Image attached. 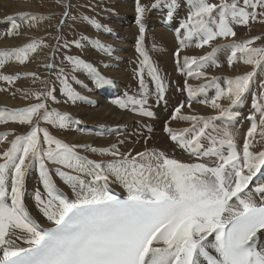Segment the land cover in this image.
<instances>
[{
	"label": "snow or ice",
	"instance_id": "6c2138e0",
	"mask_svg": "<svg viewBox=\"0 0 264 264\" xmlns=\"http://www.w3.org/2000/svg\"><path fill=\"white\" fill-rule=\"evenodd\" d=\"M57 3L64 7L63 16L69 17L71 4L68 0H57ZM189 3L191 11L176 31L179 34L181 28L185 29V39L198 37L197 47L208 45L217 37H235L233 25H248L258 18L264 23V0H219L218 4L209 0H189ZM161 4L168 7L171 18L176 0H155L150 7ZM147 10L148 6L141 0H135L139 29L135 48L142 57L139 84L143 97H128L127 101L116 100L114 103L121 108H127L130 103L133 111L152 117L154 113L144 106L148 95L143 79L144 66L155 81L158 100L164 98L165 85L144 48ZM18 16L25 21L38 19L37 14L30 12ZM6 19L11 21L6 35H19L20 24L16 23V18L9 16ZM39 19L45 17L39 16ZM64 22L61 20L60 24ZM92 23L96 24L94 20ZM96 27L100 25L96 24ZM258 39L260 37L241 43L233 41L218 45L204 56L183 58L190 76L193 75L192 66L200 69L209 62L215 64L219 48H231L227 58L229 66L238 52L244 54L240 58L245 64L254 66L243 75L225 78L226 88L215 83L218 77L211 78V83L216 86L211 105L220 109L218 116L180 115L184 107L181 104L176 107L172 119L193 121V126L176 131L165 123L164 131L170 139L189 152L202 150L201 138L207 136L213 146L203 150L202 154L216 157L214 166L184 163L156 149H145L133 156L121 154L114 144L108 148L70 145L39 125L43 120L66 128L72 122L68 113L50 111L44 102L21 108L0 107V123L11 120L30 129L26 134L16 135L10 146L0 152V264H264V186L254 190L259 194V200L252 191H246L257 173L264 169V150H251L258 131L256 116L250 117L252 123L242 151L237 150L229 131L224 130L222 137L206 132L212 127L210 121L233 115L230 108L248 91L256 70L264 69V46H251ZM40 43L33 40L22 47L0 50V69L11 59L23 64ZM71 43L81 46L80 41ZM95 43L103 51L112 47L99 40ZM180 43L183 47L185 41ZM68 46L69 42H66L64 47ZM176 57L179 64V48ZM64 59L72 65V72L85 70L97 84L111 83L91 63L73 56ZM45 66L55 67L53 64ZM20 75L0 73V80L12 84ZM23 75L35 76V73ZM195 75L199 78L206 73L197 70ZM57 78L68 100L75 102L82 98L69 83V75L63 68ZM259 87L260 95L264 96V81ZM185 88L189 100L205 90L203 85L193 88L187 82ZM54 91L50 89L34 95L38 100L41 96L55 100ZM222 97L230 101L228 107L218 103ZM254 107L260 113L259 135L264 138V104L254 102ZM197 122L203 124L198 130ZM7 136L8 133H0V139ZM224 145L229 149L226 154L222 150ZM78 147L109 154L114 159L89 160L76 151ZM45 160L61 166L55 172L71 187L74 199L59 192ZM34 161L39 162L40 182L44 188V194L39 189L35 191L34 201L43 217L51 222L47 228H41L24 202L26 173ZM64 168L71 171H64ZM109 175L126 189V199L112 193ZM13 237L28 246H17Z\"/></svg>",
	"mask_w": 264,
	"mask_h": 264
},
{
	"label": "rangeland",
	"instance_id": "374dc122",
	"mask_svg": "<svg viewBox=\"0 0 264 264\" xmlns=\"http://www.w3.org/2000/svg\"><path fill=\"white\" fill-rule=\"evenodd\" d=\"M8 1H25L29 3V6L26 9L21 11L18 10L20 12L7 13V17H9V14H11V16H15L16 20H21V18L18 16L19 13L30 12L33 14H37L38 19L34 22L35 26H32L33 32H37V35L35 38L31 37L30 40L41 41L42 43L39 44L35 52H30L28 54V59L23 63V65L18 66L13 73L6 74L16 75L17 73H20L21 75L12 84L5 85L4 88L7 87L10 94H14V91H17L20 97L26 103H28V106L34 103L44 102L48 110H57L60 113H63V110L65 108H74L75 104H80L81 107L85 110L91 107L90 100H93L94 97L92 94H90L89 98H87V96L85 95L87 86L85 85L84 81H87L89 82V84H91V86L97 87L96 92L98 94L102 92L100 96L102 98V103H99V101H97V103H99V106L103 107L105 105V102L107 101V108L118 112L127 120V122L124 124L126 134L122 135H119L114 131L115 123L104 122L102 110V116L98 117V119L92 124H85V118H82V116L80 119L79 116L70 115L72 122L66 128H60L57 125L53 124H50L49 126V123L43 120L39 121V125L41 128H47L52 136L63 140L70 145H81L75 144V142L68 141L66 138H63L62 135H67L68 137H71L73 135L77 139L82 138V133H86L84 131L85 126L92 125L95 127V133H98L99 140L101 141L100 144L98 143V141H96V144L94 145V147L96 148H107L105 141L108 140L112 143H115L116 145L120 144L122 141L131 143L132 145L137 144L136 142H138L142 147V150L138 152H143L145 149L158 150L155 144H148L152 137L158 138L160 135V133H158V130L157 134L156 132L149 131V122L147 119H152L153 116L151 118L141 115L139 112L133 111V105L130 103L127 108H121L117 103H114V101L119 99L127 101L128 97H135L137 99L143 97V93L139 84V70L141 67L140 61L142 60V57L139 55L135 48L136 40L139 35L138 25L136 24L135 0H68V2L71 4L69 17L63 16L64 7L61 4H58L57 0ZM154 2L155 0H141L142 4L148 6V10L146 11L144 18V48L149 55L151 64L157 69V72L161 76L165 85L164 98L158 100L155 81H153L151 76L149 75L148 67L146 65L144 66L143 79L148 88L147 104L144 106L151 110L153 113L155 111L157 112V110L161 107H164L163 104L168 103V101L172 100V98L179 104V106L181 104L186 106V102L181 103L179 101V99L183 97V90L184 96L186 98L188 97V95H185V92H187V89L185 88V82H187V84L189 85L191 84L193 88L199 87L201 85H203L205 88L203 92H198L194 97L191 98V100H189L188 98V100L190 101V105H207L211 102L212 98L210 100L209 96L206 95V93L209 92L210 88H213L216 91L215 84L211 83L212 77H218L219 79L215 83L219 84L220 87L226 88L227 83L225 78L238 76L239 74L234 73L238 68H242L241 75L253 70L254 66L245 64L243 59L240 58L244 54L239 52L237 53V58L233 61V64L229 66L227 58L231 54V48H219L215 54V64L209 62L205 67L200 69H197L196 66H192L193 75L191 76L187 74L188 69L184 66L183 58L185 56L201 57L211 52L212 49L217 47L218 45L228 44L233 41H235L236 43H241L253 37H260V39L254 40L253 44L251 45L252 47L264 46V23H261L259 18L256 21H250L248 25H233L234 31L236 32L235 37H222V39L220 40L215 39L216 43L214 44L210 42V44L208 45H211V48L205 52L197 49V44L199 43L198 37L193 36L191 39H185V29L181 28L179 34L176 31L178 28H180L181 22L187 18L189 12L191 11L189 0H176V6L172 9L173 14L171 18H169L168 16L169 9L165 6V4H161L156 8L150 7ZM209 2L218 4L219 0H209ZM0 8H2L1 5ZM60 15L61 17L58 21L64 20L65 22L62 25L59 22V26H57V29L55 28L56 24L54 23L57 22L56 20ZM39 16H44L45 19L41 20L39 19ZM85 17H88V19H84ZM93 20L96 22V24L100 25V27H96V24L92 23ZM6 21H8V25L6 27L8 28L10 25V21ZM108 29H111V31H108ZM1 30L2 29L0 27V31ZM30 40L17 45V47H22L24 44L31 42ZM97 40H99L106 46L111 45V49L109 51L101 50L96 46L95 42ZM114 40L122 41L125 46H116L114 44ZM181 40L185 41L183 47H181ZM72 41H80L81 46L77 47L75 43H71ZM66 42H69V46L67 48L64 47V44ZM178 48L180 49L179 64L177 63L176 57V50ZM204 49L207 48L205 47ZM188 50H191V53H188ZM157 53L165 55L163 58L165 61L159 60ZM114 55L119 56L120 63L118 65L117 63L113 62L114 60H116L112 57ZM65 56L79 57L86 62L91 63L97 69L101 76L110 81H113V84L115 86H113L111 83L97 84L93 76L85 70L72 72V65L64 59ZM109 63L112 64L111 68L113 70L111 71H108L106 67L103 68V66L109 65ZM47 64H53L55 67L50 69L45 66ZM5 65H8V61ZM100 67L103 69H101ZM61 68H63L65 73L69 75V83L72 85L73 89L76 92L77 90L79 91L81 89L79 93L80 97H82L81 99H77L75 102H73L71 100H68L64 93L61 91L62 84L61 81L57 78V73ZM197 70L206 73V75L197 78L195 75ZM115 71H120L122 73V77L118 79L109 77V75L115 73ZM256 71L257 74L254 76L252 82L250 83L248 91L241 97V100L237 105H234L230 108V111L233 113V115L230 117H224L210 121L212 127H209V129L206 130L209 135L219 136L221 133H223L224 130L232 131V124H238V121L241 120L242 125L239 134L241 135L240 139H242V147L243 142L247 136L248 129L250 128L249 124L252 122L250 117L252 115H255L256 122L258 124V131L254 140L259 141L260 146L264 148V138H261L259 135L260 113L257 112L254 107V102L264 104V96L260 95L261 89L259 87L260 83L264 81V69H257ZM24 73H35V76H26L23 75ZM72 76H75L74 80L71 79ZM194 83H196L197 85ZM50 89H55V100H52L51 97L45 96H41L38 100L34 95V93H43L47 92ZM119 94H121V97H119ZM201 95H203V97H201ZM223 100L227 102H224ZM218 103L221 105L224 104V107H228L230 101L222 97L218 101ZM2 105L4 104H0V107H5ZM26 106L27 105H25V107ZM208 108L209 107L205 108V110L203 111H194L193 115L202 117H213L219 115L220 110H218L217 108ZM197 110L199 109L197 108ZM167 111L168 110L163 112L165 114H168ZM76 121H79V123H77ZM193 123L194 122L192 121L191 127L193 126ZM23 126L25 127L23 132L25 131L26 134L27 131L30 130L29 126ZM202 126V122H197L196 130ZM185 128L186 127H184L183 125L181 126V130ZM72 129L76 132H71ZM23 132H17V130L14 129V133L16 135H21ZM0 133H6V130L3 128V126H1V123ZM40 135L42 137V133ZM187 136L189 138L190 134H188ZM14 137L15 135L12 134L10 135L9 139H0V152L4 151L10 146V141L14 139ZM233 141L236 144L237 148H239V145L235 142L234 139ZM200 142L203 146V149L199 152H196L197 155H195L193 152H190L191 155L194 154L193 157L196 160L191 159V157L189 156L190 154L187 152L188 150L179 147L182 151L181 155L183 157L188 156L190 158L189 161L181 160V162H210L211 164H215L217 159L216 157L204 156L202 154L203 150H206L213 146L211 141L205 136L201 138ZM174 143L176 144V142ZM117 147L118 146H116V148ZM119 148H117L116 150H118ZM227 148L224 149L227 150ZM224 149L222 150L224 151ZM86 150H89L90 153H88V155L90 154L89 156H91V150ZM76 151L81 152L80 154H82L83 156L85 155V150L81 151L77 148ZM175 151H178L177 148H174L173 146L169 147L166 144L165 151L163 152L167 156H169L172 153L177 154ZM169 157L174 158L171 156ZM208 159L211 161H209ZM91 160H95V158L91 156ZM45 164L50 169V174L56 187L69 192L71 187L55 172V169L61 166L47 160H45ZM63 170L67 171L68 169L64 168ZM255 179L256 181H258L259 177L255 176ZM30 188L32 190H30ZM37 189H41L40 191L44 190L43 185L40 182L39 162L34 161L33 165L26 173L25 191L30 190L35 192Z\"/></svg>",
	"mask_w": 264,
	"mask_h": 264
},
{
	"label": "bare ground",
	"instance_id": "6f19581e",
	"mask_svg": "<svg viewBox=\"0 0 264 264\" xmlns=\"http://www.w3.org/2000/svg\"><path fill=\"white\" fill-rule=\"evenodd\" d=\"M0 5L2 7V8H0V27L2 29L0 31V50L18 48L17 45H19V44H21V43H23L25 41H29L31 37H33V38L36 37L37 32H33V27L31 26L34 22L25 21L23 19H21V20L17 19L16 20V23L20 24V28L18 29V31L20 33L19 35H12V36L6 35V32L11 28V21H10L9 27L6 28L7 25H8V21H6L7 20L6 19L7 18V13L20 12L21 10L26 9L29 6V3L25 2V1L0 0ZM3 10H5V11H3ZM18 10H20V11H18ZM9 15L11 16V14H9ZM61 15L56 20L57 22L54 23V24H56L55 28H57V29H58L57 26H59V22H60L58 20H60ZM4 20H5V22H4ZM4 28H6V29H4ZM216 39L220 40V39H222V37H217ZM212 43L215 44L216 40H213ZM114 44L116 46H119V47H124L125 46V44L122 43V41H120V40H114ZM205 47L207 49H204ZM50 48H51V46H50ZM210 48H211V45H205L203 47H197V49H199L200 51H205V52L208 51ZM50 50H49V53H50ZM117 51H119V50H117ZM188 53H191V50H188ZM157 56H158L159 60L165 61L163 59L165 55L157 53ZM112 57L116 59L113 62L117 63V65H118L120 63L119 56L118 55H114ZM109 60H111V59H109ZM21 65H23V64L19 63L15 59L8 60V65H4V67L2 69H0V73H2V74H11V73H13L16 70V68L18 66H21ZM111 65L112 64L109 63V65L103 66V68L106 67V69L108 71H111V70H113L111 68ZM103 68H101V69H103ZM241 69L242 68H238L234 73H237V74L241 75L242 74ZM109 77H113L114 79H118V78L122 77V73L120 71H115V73L109 75ZM84 83L87 86V89H86V92H85V95L87 96V98H89L90 94H92L93 97H94L93 100H90L91 107L89 109L85 110V109H83L81 107L80 104H75L74 108H65L63 110V113H68L69 115L79 116L80 119H81V116H82V118L83 117L85 118L84 119V121L86 122L85 124H87V123H91L92 124L93 122H95L98 119V117H101L103 115L104 116V118H103L104 122L115 123V128H114L115 132H117L119 135L126 134V130L124 128V124L127 122L126 118L122 117V115H120L118 112H115V111L107 108L106 107L107 106L106 105L107 101L105 102V105L103 107L99 106V103H102V98L100 97L102 92L100 94H98L96 92L97 91L96 90V88H97L96 86L95 87L91 86V84H89V82H87V81H84ZM111 84L113 86H115L113 84V81H111ZM194 84H196V83H194ZM5 85H8V83L6 81H0V104H4L2 106L8 107V108H21V107H25V105L28 106V103H26L20 97V95H19V93L17 91H14V94H10L9 93V89L7 87L4 88ZM80 91H81V89L79 91L77 90L78 93H80ZM215 92H216L215 89L210 88L209 92H207L206 95H208L209 99L211 100V98L213 99V97L215 96V94H216ZM182 93H183V97L181 99H179V101L181 103L182 102H186V106L184 105V107L181 108L180 115H193L194 111H203L207 107H209V108L212 107L211 106V102L208 103L207 105H196V104H194V105L189 106L188 105V102L190 103V101L188 100L189 96L187 98L184 96V90L182 91ZM185 95H188V92H185ZM119 97H121V94H119ZM201 97H203V95H201ZM203 100H204V98H203ZM97 101H99V103H97ZM224 102H227V101H224ZM163 105H164V107H161V108L159 107L160 109H158L157 112L156 111L154 112L153 118L151 117L152 119H149V118L147 119L148 122H149V128H151V131L152 132H156V134H157V130H158V133H160L158 138L152 137V139L149 141L148 144H155L159 151H162V150L165 151V145L166 144L169 147L173 146L174 148H177L178 151L177 152L175 151L177 154H173L172 153L169 156L174 157V159H177V160H180V161L181 160L182 161L183 160L189 161L190 158L188 156H184L183 157L181 155L182 151L179 148L180 146L177 144V142L175 144L174 143L175 141L173 142L170 139L169 134L164 131V127H165V123H167V125L169 127H171L172 129H174L176 131H180L182 125L184 127H186V128H191L192 121L182 120V119H172L173 112L175 111L176 107L179 106V104L173 98H172V100L168 101V103L163 104ZM197 108L199 110H197ZM101 110L103 111L102 115H101ZM166 110H168L167 111L168 114L164 113ZM218 110H220V109H218ZM42 112H43V110H41V113ZM34 123H35V118H34ZM251 123L249 124V127H251ZM241 125H242V121L239 120L238 124H232L231 128H233V130L229 131L232 134V138L239 145V148H237L238 151H242V147H241V140L242 139H240L241 135L239 134V131L241 129ZM1 126H3V128L6 130V133H8L7 139H9L10 135H12V134L16 136V134L14 133V129H16L17 132H19V131L23 132V130L25 129V127L23 125L19 124L18 122L11 121V120H9L6 123H1ZM49 126H50V124H49ZM89 126L88 125L85 126L84 131L86 133H82V136H83L82 138H78L77 139L73 135L71 137H68L67 135H62V137L66 138L68 141L75 142V144L91 145L92 147H94V145L96 144V141H98L99 144L101 143V141L99 140L98 133H95V130H94L95 127L92 126V125H89ZM219 129H221V128H219ZM72 131H75V130L72 129L71 132ZM22 134H25V131ZM219 136L222 137V133ZM189 138H191V136ZM206 138H207V136H206ZM105 143H106V147L107 148L110 147L113 144L116 145L115 143H112V142H110L108 140L105 141ZM136 143L137 144L132 145L131 143H128L126 141H122L120 144H118L116 146H118L117 148L120 147L118 149V151L121 154L131 153L134 156L136 154V152L142 150V147L140 146V144L138 142H136ZM224 148H227V146L224 145L223 149ZM78 149L81 150V151L85 150L84 151L85 152L84 156H86L89 160H91V156L95 158V161H108V160L114 159V157H112V156L110 157L109 154L106 155V154H101L99 152H96V153L91 152V156H89L90 154L88 155V153H90V152H89V150H86V149H89V148L78 147ZM227 150H228V148H227ZM227 150L224 149L225 153H227ZM251 150L255 152V151L264 150V148L260 146L259 141L254 140L253 147L251 148ZM187 152L190 154L189 151H187ZM78 153L80 154L81 152H78ZM194 154L197 155L196 153H194ZM80 155H82V154H80ZM184 155H186V154H184ZM193 155L190 154L189 156L191 157L192 160H196V159H194ZM209 161H211V160H209ZM206 163H208L210 166L214 165V164H211L210 162H206ZM256 176L259 177V180L256 181V179L254 177L253 180L249 183V188L246 189V191H252L253 194L255 195L256 199L259 200V194L255 193L254 190H255L256 187L264 186V169H262L261 172L257 173ZM31 179H32V177H31ZM109 187H110V189H111V191H112V193L114 195L127 197L126 189L112 175H109ZM57 189L59 190L60 193H63L65 196H67L69 198H72V199L75 198L73 196V193H72L71 189L69 190V192L65 191L64 189L62 190L61 188H57ZM30 190H32V189L30 188ZM30 190L25 191V196H24L25 206L29 210V212L32 215V217L41 226V228L42 227L51 226V222L47 221V219L45 217H43V215L36 208L35 201H34L35 192L30 191ZM41 193L44 194V190H42ZM13 239L16 240V245L19 246V247H27L28 246L21 239H16V237H13ZM0 254H2V253H0Z\"/></svg>",
	"mask_w": 264,
	"mask_h": 264
}]
</instances>
